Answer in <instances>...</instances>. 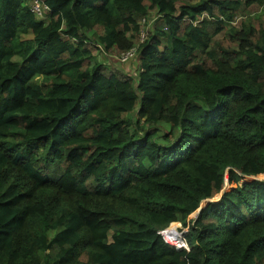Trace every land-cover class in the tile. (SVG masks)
Listing matches in <instances>:
<instances>
[{
  "label": "trees",
  "instance_id": "1",
  "mask_svg": "<svg viewBox=\"0 0 264 264\" xmlns=\"http://www.w3.org/2000/svg\"><path fill=\"white\" fill-rule=\"evenodd\" d=\"M35 1L0 0V264H264V0ZM141 31L135 76L91 61Z\"/></svg>",
  "mask_w": 264,
  "mask_h": 264
},
{
  "label": "rangeland",
  "instance_id": "2",
  "mask_svg": "<svg viewBox=\"0 0 264 264\" xmlns=\"http://www.w3.org/2000/svg\"><path fill=\"white\" fill-rule=\"evenodd\" d=\"M247 9H249L250 17L254 20V23H256L257 22L256 20L259 19L262 22V24L264 25V5L263 6L252 5V6L248 7ZM256 16H258V17H256ZM242 20H244V17L238 16L237 19L235 20L234 25L235 26L239 25ZM144 21H145V23L143 24L144 25V27H143L144 31H147L148 29L154 28L155 23L157 21L155 13L149 12V15L146 16V20H144ZM139 23H140V21H139ZM99 33H100V31H99ZM142 34H144V32L141 31L139 38L137 36V39L134 40V44H135L136 49H137V45L140 42V41H138V39L141 40ZM217 36L218 37H224V39H225L224 44L230 45L229 40L227 39L226 36H224V34L223 35L219 34ZM91 52H92V60L91 61L92 62L96 61V62L102 63L110 71L114 70L116 72H121L123 75H127L130 77H133L137 74V69H138V65H139L138 49H137V53H136L135 57L132 60L125 62V63H120L118 61V56L123 51L118 50L117 48H112L109 51H106L105 54H103L102 52L98 51L95 48L91 49ZM92 62H89V65ZM218 197H219V195H216L211 201L217 200ZM191 218H194V214L191 216Z\"/></svg>",
  "mask_w": 264,
  "mask_h": 264
},
{
  "label": "built area",
  "instance_id": "3",
  "mask_svg": "<svg viewBox=\"0 0 264 264\" xmlns=\"http://www.w3.org/2000/svg\"><path fill=\"white\" fill-rule=\"evenodd\" d=\"M45 9H47V7L42 3V1L41 0H36L35 2H34V4L32 5V10L37 14V15H42V13H43V11L45 10ZM143 39H144V34H142L141 35V42L143 41ZM98 51H100V52H102L103 54H105V52L103 51V49H102V47L101 46H98ZM136 53H137V49H136V47L134 46V47H131L130 49H128V50H125V51H123V52H121L120 54H119V56H118V61L120 62V63H125V62H128V61H130V60H132L134 57H135V55H136ZM181 242V245H177V244H174V246L176 247V248H182V247H184V248H186L187 249V247H186V245L184 244V242H182V241H180Z\"/></svg>",
  "mask_w": 264,
  "mask_h": 264
}]
</instances>
